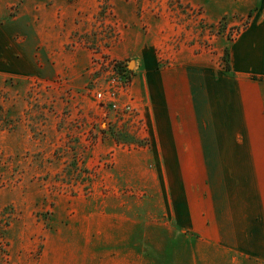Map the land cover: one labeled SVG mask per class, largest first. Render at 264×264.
I'll return each mask as SVG.
<instances>
[{"label": "rangeland", "instance_id": "obj_1", "mask_svg": "<svg viewBox=\"0 0 264 264\" xmlns=\"http://www.w3.org/2000/svg\"><path fill=\"white\" fill-rule=\"evenodd\" d=\"M231 4L0 0V264H106L109 251L132 250L134 236L126 229L115 243L95 232L100 214L150 229L170 222L165 188L132 162L145 160L150 134L108 123L111 112L93 95L111 79L102 59L128 77L121 102L134 101L141 46L159 67L185 52H223L248 22L222 15Z\"/></svg>", "mask_w": 264, "mask_h": 264}, {"label": "crops", "instance_id": "obj_2", "mask_svg": "<svg viewBox=\"0 0 264 264\" xmlns=\"http://www.w3.org/2000/svg\"><path fill=\"white\" fill-rule=\"evenodd\" d=\"M232 12L248 22L223 52L159 67L141 46L129 92L151 145L132 162L165 188L170 222L150 229L100 214L95 232L134 236L106 264H264V0H232L222 15Z\"/></svg>", "mask_w": 264, "mask_h": 264}, {"label": "built area", "instance_id": "obj_3", "mask_svg": "<svg viewBox=\"0 0 264 264\" xmlns=\"http://www.w3.org/2000/svg\"><path fill=\"white\" fill-rule=\"evenodd\" d=\"M107 60V61H106ZM102 59L109 70V79L104 86H101L94 91L93 95L102 105L108 108V114L111 117L107 119L108 123L114 122V119H122L125 122L128 121L130 126L136 125V128H143V120L139 115L138 107L133 99L121 102L120 96L125 92V87L128 84V77L122 75L123 73L117 71V61L114 59ZM101 69V64L95 67V71Z\"/></svg>", "mask_w": 264, "mask_h": 264}, {"label": "trees", "instance_id": "obj_4", "mask_svg": "<svg viewBox=\"0 0 264 264\" xmlns=\"http://www.w3.org/2000/svg\"><path fill=\"white\" fill-rule=\"evenodd\" d=\"M223 61L225 62V65L228 66V50H227V47L224 48Z\"/></svg>", "mask_w": 264, "mask_h": 264}]
</instances>
